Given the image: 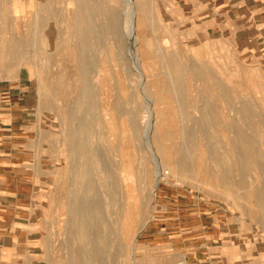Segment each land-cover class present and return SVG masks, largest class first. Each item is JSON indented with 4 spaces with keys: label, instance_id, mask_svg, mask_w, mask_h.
Returning <instances> with one entry per match:
<instances>
[{
    "label": "bare ground",
    "instance_id": "obj_1",
    "mask_svg": "<svg viewBox=\"0 0 264 264\" xmlns=\"http://www.w3.org/2000/svg\"><path fill=\"white\" fill-rule=\"evenodd\" d=\"M34 4L30 16L21 8L15 13L27 14L21 19L33 23L31 28L36 33L3 37L0 67L10 71L29 57L27 60L35 61L33 69L28 70L31 75L36 73L33 82L40 87L51 84L47 96H42L50 105L55 127L64 123L55 131V144L59 149L63 146L66 164L56 169L54 203L56 213L61 214L64 208L65 215L56 222L68 232L69 264H120L123 256L128 257V264H134L138 233L152 215L143 191L150 169L138 171L132 164L130 148L137 140L142 150L150 151L156 167L152 169V200L165 176L163 167L169 162L167 177L197 178L203 188L210 183L209 189L221 197L236 196L239 201L244 188L251 194L256 190V205L264 211V151L256 147L254 135L241 125L235 138L229 136V128L234 125L227 111L232 104L230 89L217 76L211 54L198 57L199 50L194 46L156 53L144 37L145 21L138 0H35ZM108 40L111 50L113 45L117 47L115 56L110 53V62L105 52L101 59L97 57ZM30 47L33 51L28 52ZM158 64L163 67L156 72ZM184 77L191 80L188 85L193 90L192 79L200 80L205 94L201 104L183 94ZM215 89L220 93V103L213 95ZM165 91L176 94L177 104L186 107L183 116L192 119L206 138L204 145L210 152L207 158L212 161V168L206 172L211 175L192 169L190 157L195 143L190 127H179L183 152L173 159V144L165 142L169 129L166 120L173 110L169 106L172 101L167 99L170 93L165 97ZM151 95H155V101ZM196 110L200 116L195 115ZM236 110L246 121L258 116L264 125V112L253 101L241 100ZM154 124L158 131H153ZM216 124L218 139L211 131ZM232 150L237 153L235 162L229 154ZM204 158L203 154L197 156L199 161ZM250 159L257 161L255 174L262 180L255 188L254 182L247 186L252 180ZM261 220L264 222V215Z\"/></svg>",
    "mask_w": 264,
    "mask_h": 264
},
{
    "label": "rangeland",
    "instance_id": "obj_2",
    "mask_svg": "<svg viewBox=\"0 0 264 264\" xmlns=\"http://www.w3.org/2000/svg\"><path fill=\"white\" fill-rule=\"evenodd\" d=\"M34 1L0 0V40L10 35L33 36L36 33L31 28L34 27L33 23L30 24V22L21 19L28 17L27 14L21 16L15 13L16 9L21 8L30 16L33 9H35ZM138 2L144 15L145 22L142 23L145 32L144 37L148 40V46L156 53L161 50L170 52L178 49L177 51H180L183 47L189 50L190 46H194L199 50L198 57H202L204 53L211 54L209 56L212 57V65L217 76L225 81L230 89V102L232 104L228 105L227 111L234 125L229 128V136L235 138L237 136L236 128L241 125L248 133L254 135L257 140L256 147L264 151V125L259 122L258 116H253L251 120L246 121L242 113L236 110L240 106V101L246 99L253 101L256 108L260 112H264V36L259 38L261 44L255 46L252 42L256 38L248 36L245 31H242L240 37L229 32L227 34L222 33L221 26L225 25L224 19H229L231 16L235 18L237 15L238 9L235 4L227 3L220 6L215 1L203 0L190 1L189 4L186 0H138ZM262 3H264V0H262ZM17 18L18 20H16ZM5 19L9 20L6 21ZM257 36L259 37V35ZM109 43L108 40L105 47L99 49L97 53V57L100 59L102 53H107L105 58L108 62L112 60L111 51L115 56L114 51L117 48L113 45L111 50ZM27 49L25 48V50ZM32 49L30 47L27 51L29 52ZM27 58L29 57H26V60H23L18 67L10 71H5L0 67V87L6 88L10 84H16L17 87L19 86L18 89L23 91L21 100L24 104L26 123L30 134L37 133L44 147L42 160L46 162L44 166L46 167L47 177L42 179L40 197L41 256L47 261V264H66V262L69 264L68 232L56 222L57 218H63L65 215L63 213L64 208H61V214H58L56 213L57 204L54 203L56 169L61 165L62 167L65 166L66 152L63 146H60L61 149H59L55 144L57 143L55 134L57 128L53 122L50 105L42 96H47L51 84L47 83L46 86L40 87L33 82L36 73L31 75L28 70L29 68L33 69L35 61L33 62L31 58L27 60ZM162 67L158 64L154 67V70L159 72ZM47 79H49V75ZM186 80L188 79L184 77L183 94L185 96L188 94L187 98L201 104L205 94L200 80L195 82V79H192L195 86L194 90L188 85L191 80ZM246 86L251 91L247 92ZM197 93L198 96H195ZM166 95H168L169 102L172 101L171 104L168 103L173 110H171L172 117L169 116L166 120L169 129L168 138L165 142L173 144L171 145L173 146V159H178L183 152L179 147L183 139L179 127H190L195 143L190 157L192 169H194V172L199 170L205 175L206 171L212 168V161L207 158L210 152L204 145L206 138L202 137L200 130L195 126L196 124L192 119L183 116L186 107L177 104L176 94L165 91L163 96L166 97ZM213 95L216 102H219L220 93L217 89H215ZM151 97L152 101H155V95H151ZM122 99H126L125 96H122ZM195 113L196 116H200L199 110H196ZM216 125L211 128V131L215 133L218 139L220 130L218 128L219 124ZM34 126H37V128ZM63 126L64 123L58 127L62 129ZM153 128V131L160 129H158V125L155 127V124ZM60 135L63 137L62 133ZM141 147L140 141L137 140L130 148L134 157L132 164L138 171L142 168L149 167L150 169L147 173H150V178L146 174L147 181L144 182L143 191L147 196V204L148 207L150 205L149 209L152 215L138 233L136 241L138 250L134 257V264H264V222L261 220L264 211L256 205L254 196L256 190H252V195L249 188H244L242 190L243 198L239 201L235 200L236 196L222 195L223 198L216 191L209 189L210 183L207 186L208 188H203L204 184L199 183L197 178L189 179L184 175L179 177L181 179L173 175L167 177L166 175L170 171V163L166 162L163 167L165 176L160 179L152 200L150 192L152 191V169L155 170L156 167L154 161L150 159V151L142 150ZM153 148H156L155 144H153ZM159 152L163 156L166 155L164 150H159ZM199 154L206 157L202 161L200 160L201 163L197 159ZM229 154L235 162L234 157L236 158L237 153L232 150V153ZM249 165L248 170L252 180L247 186L250 187V183L254 182L253 188H255V186L262 183V180H259L255 174L257 161L250 159ZM207 175L211 174L207 173ZM235 176L238 175L235 174ZM65 185H67V182ZM64 198L65 196L62 197V199ZM218 238L229 240L230 246L212 247ZM120 264H128V257L123 256Z\"/></svg>",
    "mask_w": 264,
    "mask_h": 264
},
{
    "label": "crops",
    "instance_id": "obj_3",
    "mask_svg": "<svg viewBox=\"0 0 264 264\" xmlns=\"http://www.w3.org/2000/svg\"><path fill=\"white\" fill-rule=\"evenodd\" d=\"M190 1L194 0H186L188 4ZM203 1H215L220 6L235 4L237 15L224 19L222 33L240 37L245 31L256 38L253 45L261 44L262 0ZM18 87L16 84L0 87V264H47L41 256L39 227L41 185L47 177L46 162L42 160L44 147L37 133L30 134L21 100L23 91ZM216 241L214 248L230 246L229 240Z\"/></svg>",
    "mask_w": 264,
    "mask_h": 264
}]
</instances>
